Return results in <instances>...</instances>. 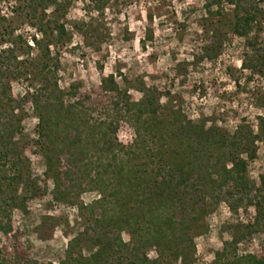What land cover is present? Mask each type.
I'll return each instance as SVG.
<instances>
[{"label": "trees", "instance_id": "1", "mask_svg": "<svg viewBox=\"0 0 264 264\" xmlns=\"http://www.w3.org/2000/svg\"><path fill=\"white\" fill-rule=\"evenodd\" d=\"M107 1L90 0L96 12ZM201 1L204 35L218 40L225 32L243 40L240 69L264 79L259 0ZM68 4L0 0V235L12 236L13 211H23L40 192L16 142L29 107L53 200L69 199L73 189L97 195L74 204L79 227L55 264H193L194 240L207 232L220 204L231 214L250 208L253 216L233 230L212 264H264V245L258 254L237 251L244 239L264 232V174L254 181L247 171L264 150V116L253 125L242 120L232 131L193 122L142 83L136 88L141 98L131 101L112 74L100 79L98 101L88 106L90 96H79L77 86L64 92L55 79L51 48L67 41L59 18ZM22 28L31 31L27 38ZM201 50L210 59L213 46ZM14 81L26 83L21 96L11 92ZM118 121L133 133L128 145L115 139ZM0 264L54 263L0 248Z\"/></svg>", "mask_w": 264, "mask_h": 264}, {"label": "rangeland", "instance_id": "2", "mask_svg": "<svg viewBox=\"0 0 264 264\" xmlns=\"http://www.w3.org/2000/svg\"><path fill=\"white\" fill-rule=\"evenodd\" d=\"M259 5L264 12V0ZM204 17L201 0H108L101 12L90 0H69L59 18L67 41L51 48L58 59L56 84L64 92L77 86L79 96L91 97L90 106L98 101L100 79L112 74L131 101L141 98L136 88L142 83L157 91L161 104L176 106L193 122L206 120L207 125L215 123L228 131L242 120L253 125L256 116H264V79L249 77L240 69L243 40L225 32L218 40L204 35ZM19 33L27 38L31 31L22 28ZM204 46H213L210 59L202 53ZM25 86L24 81L11 82L12 94L21 96ZM36 126L34 113L26 107L16 142L23 148L30 173L38 178L40 192L23 211H13L12 236L0 235V248L8 253L16 248L32 260L55 264L79 227L74 204H87L97 195L73 189L69 199L53 200L52 183L43 176ZM132 138L128 125L118 121L117 142L128 145ZM247 171L254 181L264 174L261 147ZM252 216L250 208L231 214L220 204L207 219V232L194 240L193 264H212L222 243ZM262 245L264 232L244 239L237 251L258 254Z\"/></svg>", "mask_w": 264, "mask_h": 264}]
</instances>
